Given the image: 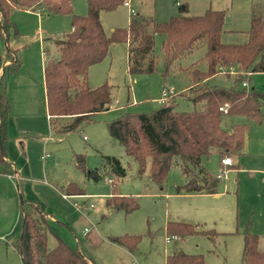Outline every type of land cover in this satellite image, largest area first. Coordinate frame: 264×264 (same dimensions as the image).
Instances as JSON below:
<instances>
[{"label":"rangeland","instance_id":"obj_1","mask_svg":"<svg viewBox=\"0 0 264 264\" xmlns=\"http://www.w3.org/2000/svg\"><path fill=\"white\" fill-rule=\"evenodd\" d=\"M131 3V7L122 4L115 10L101 12L107 34L115 28L128 27L131 8L153 22L181 14L179 5L188 6L187 15H200L207 9L223 10L226 20L222 41L234 43L248 40L252 17L264 18V0H132ZM72 4L75 14H87V0H72ZM11 20L14 25L8 31L9 37L4 38L0 32V55L5 65L12 61L5 54L9 44L17 50L22 64L17 73L2 79L11 100L7 154L14 170L7 173V166L0 164V264H23L14 243L21 233L24 210L34 201L51 217L49 248L56 245L59 236L97 264H166L167 256L175 250L203 253L208 264H243L247 230L259 235L258 248L264 252V120L258 124L245 115L226 117L223 124L226 129L231 130L234 124H247L249 129L242 151L227 155L232 158V164L223 165L217 149L204 158L213 178L226 171V176L216 178L219 185L215 195L188 194L183 189L179 192L187 181L180 158H173L163 187L150 177V158L145 173L139 175L137 161L125 153L123 145L108 131L107 123L123 107L136 113L151 112L163 104L160 99L164 92L167 96L172 93L179 111L194 109V103L186 99L194 84L185 68L196 62L206 70V46L181 59L184 69L176 62L166 73L167 65L161 58L162 36L157 35L154 53L159 59L155 71L130 73L128 45L113 44L108 56L92 65L88 78L92 88L105 81L111 85V109L98 113L92 122H84L64 133L51 125L47 115L44 64L45 50L55 51L50 38L63 37L70 31L72 18L39 5L36 10H15ZM236 75L235 71L231 76L219 72L202 82L209 87H229ZM247 82L248 87L264 93V72L252 73ZM262 112L264 115V101ZM47 153L49 156L44 158ZM75 153L85 155L87 167H101V177L87 178L76 163ZM105 155L116 157L126 174L119 175L110 166H102ZM110 177L115 183L108 180ZM72 182L84 189L78 193L88 196L65 198L64 193L74 192L67 190L69 185L73 189ZM113 191L135 197L138 209L127 212L107 208L106 201ZM169 221L199 224L200 228L223 234L213 238L204 234L179 235V239L167 242V237L172 235L167 230ZM124 235H131V248L111 240Z\"/></svg>","mask_w":264,"mask_h":264},{"label":"trees","instance_id":"obj_2","mask_svg":"<svg viewBox=\"0 0 264 264\" xmlns=\"http://www.w3.org/2000/svg\"><path fill=\"white\" fill-rule=\"evenodd\" d=\"M126 1L87 0V14L77 15L73 12L72 0H0V32L4 38L9 37L8 31L14 25L11 16L17 9L36 10L37 6L45 5L50 12L71 16V30L63 37L50 38L55 51L45 50L44 64L49 120L51 125L58 126V130L64 133L78 128L84 122H92L98 113L110 109L113 99L111 85L105 81L92 88L88 74L92 65L108 56L113 44L128 43L130 73L155 71L159 59L154 53L157 35L162 36L161 58L167 65L166 73L176 62L180 64L179 68L184 69L181 59L199 47L206 46V70L199 68L196 62L185 68L194 84L189 88L186 99L194 103V109L179 111L170 93L165 103L151 112L136 113L123 108L107 123V127L110 135L123 145L125 153L137 161L139 175L145 173L150 158V177L163 187L173 158H180L187 181L179 190L215 194L219 182L204 165V158L213 149L220 151L221 158L240 153L249 129L247 124H234L231 130L226 129L223 126L226 117L245 115L258 124L264 120V93L243 85V82L249 84L247 77L252 73L264 72V18L252 17L248 40L244 43L222 41L226 20L223 10L208 9L200 15H187V5H184L181 14L163 22H153L135 13L128 27L115 28L111 34H107L101 22V12L115 10ZM150 24L151 29H148ZM7 47L6 57L12 61L4 66L0 77V164L7 166L6 172L11 173L14 169L7 159L11 100L2 79L17 73L22 61L16 49H12L9 44ZM2 63L3 56L0 55V68ZM232 68L237 73L232 86L209 87L202 83L219 72L231 76ZM75 157L78 167L84 170L87 178L101 177V167H87L84 154L75 153ZM103 161L102 166H110L119 175L126 174V169L116 157L105 155ZM73 184V189L70 185L67 187L68 191L80 194L78 191L84 190ZM29 204L30 208L24 210L21 233L14 243L23 264H97L59 236H56V245L49 248L48 213L43 212L35 201ZM106 206L131 212L138 209L139 203L133 196H122L113 191ZM21 208H24L23 202ZM167 230L172 235L182 236L204 234L213 238L223 234L215 229L200 228L199 224L180 221H169ZM130 238L131 235H124L112 237L111 240L129 247ZM258 246L259 235L247 230L243 264H264V252ZM166 264L208 263L203 253L175 250L167 256Z\"/></svg>","mask_w":264,"mask_h":264},{"label":"crops","instance_id":"obj_3","mask_svg":"<svg viewBox=\"0 0 264 264\" xmlns=\"http://www.w3.org/2000/svg\"><path fill=\"white\" fill-rule=\"evenodd\" d=\"M128 1V0H127ZM132 2V0H129V3H130V7H131V3ZM125 4V3H124ZM179 4V2H177L176 3V5H178ZM183 7V8H182ZM131 9H134V8H131ZM135 10V12L134 13H132L131 12V16L133 15V14H141L137 9H134ZM179 10H180V12H182L183 10H184V5H179ZM208 10V9H207ZM206 10V11H207ZM205 11V12H206ZM55 13H58L57 11H54ZM131 20V19H130ZM5 34V33H4ZM226 43H234V42H228V41H226ZM127 45H128V43H126ZM129 48V47H128ZM5 54H6V52H5ZM128 54H129V51H128ZM46 57V56H45ZM128 63V62H127ZM128 65V64H127ZM4 66H5V61H4V63H3V65L1 66V68H0V77L2 76V74H3V72H4ZM94 66V65H93ZM93 66H91L90 68H92ZM127 69H128V72H129V68L127 67ZM89 71H90V69H89ZM88 78H89V74H88ZM89 80V79H88ZM203 83V82H202ZM249 85V84H248ZM46 89V88H45ZM46 97H47V95H46ZM120 108H122V107H120ZM124 108V107H123ZM123 108H122V110H123ZM110 109H111V106H110ZM109 109V110H110ZM104 112V111H103ZM48 115V114H47ZM49 117V116H48ZM58 130V129H57ZM58 132H61V131H59L58 130ZM85 138V137H84ZM110 156V155H109ZM227 156V155H226ZM225 156V157H226ZM224 157V158H225ZM7 159H8V154H7ZM222 159L223 158H221V163H222ZM8 162H9V164L12 166V162L11 161H9V159H8ZM223 164V163H222ZM224 165V164H223ZM221 174V173H220ZM216 177L219 179L220 177H219V174L218 175H216ZM110 178H112V181L114 180V178L113 177H110ZM109 180V179H108ZM112 181H110L111 183H112ZM72 183H74V182H72ZM68 187V186H67ZM182 190H179V192H181ZM187 193V192H186ZM64 194H66V195H68L69 197H75V198H85V197H87L88 196V194L86 193V194H76V193H68V192H66V193H64ZM113 194V192H111L109 195L111 196ZM188 194H211V193H188ZM215 194H218V192L217 193H215ZM214 194V195H215ZM109 196V197H110ZM68 197V198H69ZM84 203H85V201H84ZM75 204H77V202L76 201H74V205ZM93 204V206H91ZM78 205V208L79 209H81V206L79 207V204H77ZM76 206V205H75ZM95 205H94V203L93 202H91L90 203V207L91 208H93ZM108 208V207H107ZM50 215L48 214V218H51V217H49ZM86 229V228H85ZM230 234H233V232H229ZM246 233V232H245ZM179 236V235H178ZM180 237V236H179ZM90 258V257H89ZM92 259V258H91ZM93 260V259H92ZM241 260H242V256H241ZM242 262H243V260H242Z\"/></svg>","mask_w":264,"mask_h":264},{"label":"built area","instance_id":"obj_4","mask_svg":"<svg viewBox=\"0 0 264 264\" xmlns=\"http://www.w3.org/2000/svg\"><path fill=\"white\" fill-rule=\"evenodd\" d=\"M125 5L129 6V5H130L129 1H126V2H125ZM131 12L134 13L135 10H134V9H131ZM230 70H231V72L234 71L233 68L230 69ZM243 85H244V86H248V84H247L246 82H243ZM164 93H165L164 96L160 99V102H161V103H165V101L167 100L168 96L170 95V93L168 94V96H167V92H164ZM48 156H49V153H47V154L45 155L44 158H47ZM222 163H223L224 165H230V164L233 163V160H232V158H231L230 156H226L225 158L222 159ZM224 176H226V171H223V172H221V174H219V177H224ZM108 179H109V181H112V178H108ZM63 196H64L65 198H68V197H69V196L66 195V194H64ZM75 205H76V207H78L77 204H75ZM91 206H93V204H92ZM87 230H88V229L86 228L85 231H87ZM173 239L177 240V239H179V236H178V235H170V236L167 237L166 240H167V242H170V241L173 240ZM132 264H136V262H133Z\"/></svg>","mask_w":264,"mask_h":264}]
</instances>
